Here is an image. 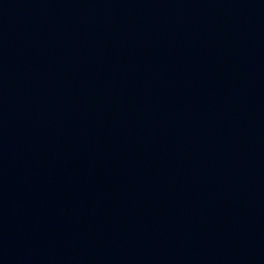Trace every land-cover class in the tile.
<instances>
[{
    "label": "water",
    "instance_id": "obj_1",
    "mask_svg": "<svg viewBox=\"0 0 264 264\" xmlns=\"http://www.w3.org/2000/svg\"><path fill=\"white\" fill-rule=\"evenodd\" d=\"M0 264H264V0H0Z\"/></svg>",
    "mask_w": 264,
    "mask_h": 264
}]
</instances>
